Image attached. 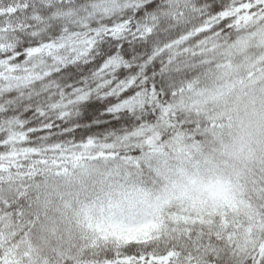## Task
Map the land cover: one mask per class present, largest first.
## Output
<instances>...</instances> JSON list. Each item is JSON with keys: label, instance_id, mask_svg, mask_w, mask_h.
I'll list each match as a JSON object with an SVG mask.
<instances>
[{"label": "snow or ice", "instance_id": "6c2138e0", "mask_svg": "<svg viewBox=\"0 0 264 264\" xmlns=\"http://www.w3.org/2000/svg\"><path fill=\"white\" fill-rule=\"evenodd\" d=\"M0 264H264V0H0Z\"/></svg>", "mask_w": 264, "mask_h": 264}]
</instances>
